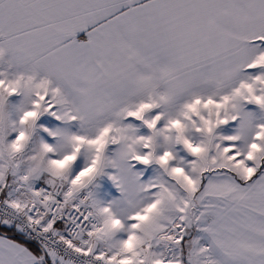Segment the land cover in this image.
<instances>
[{
  "label": "snow or ice",
  "instance_id": "obj_1",
  "mask_svg": "<svg viewBox=\"0 0 264 264\" xmlns=\"http://www.w3.org/2000/svg\"><path fill=\"white\" fill-rule=\"evenodd\" d=\"M0 264H264V0H0Z\"/></svg>",
  "mask_w": 264,
  "mask_h": 264
}]
</instances>
